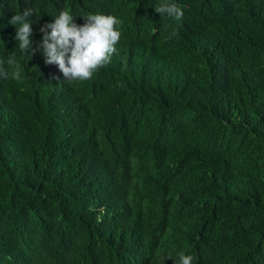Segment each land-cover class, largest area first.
<instances>
[{"label": "trees", "instance_id": "1", "mask_svg": "<svg viewBox=\"0 0 264 264\" xmlns=\"http://www.w3.org/2000/svg\"><path fill=\"white\" fill-rule=\"evenodd\" d=\"M161 2L0 0L21 74L0 79V264H264V0H171L180 21ZM62 10L122 20L91 80L57 81L37 48Z\"/></svg>", "mask_w": 264, "mask_h": 264}, {"label": "clouds", "instance_id": "2", "mask_svg": "<svg viewBox=\"0 0 264 264\" xmlns=\"http://www.w3.org/2000/svg\"><path fill=\"white\" fill-rule=\"evenodd\" d=\"M160 16L167 15L176 21L183 18V11L171 0L162 2L153 8ZM34 15L31 8L24 9L19 14H14L9 23L16 28L15 40L17 49L30 58L37 49L33 48L30 39L33 30L30 16ZM73 15L68 10H62L52 22L42 25V33L37 48L42 52L44 63L54 65L61 76L54 77L57 81L63 80L69 84L91 80L96 73L111 63L112 56L117 52L116 45L122 38V20L107 12L85 13L80 18H85L83 24H76ZM155 32V29H153ZM179 31L173 29L166 39L178 37ZM7 65L13 66L14 71L9 73L5 61L0 59V79L21 80L20 66L15 55L9 56ZM122 86V85H121ZM165 259H172L170 255H161L159 264H164ZM194 257L181 253L173 264H193Z\"/></svg>", "mask_w": 264, "mask_h": 264}, {"label": "bare ground", "instance_id": "3", "mask_svg": "<svg viewBox=\"0 0 264 264\" xmlns=\"http://www.w3.org/2000/svg\"><path fill=\"white\" fill-rule=\"evenodd\" d=\"M67 242V241H66Z\"/></svg>", "mask_w": 264, "mask_h": 264}]
</instances>
